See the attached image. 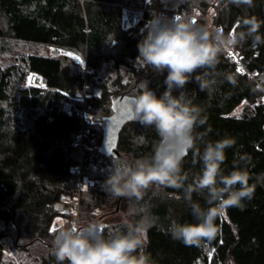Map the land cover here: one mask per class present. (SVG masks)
<instances>
[{
    "label": "trees",
    "instance_id": "16d2710c",
    "mask_svg": "<svg viewBox=\"0 0 264 264\" xmlns=\"http://www.w3.org/2000/svg\"><path fill=\"white\" fill-rule=\"evenodd\" d=\"M263 1L251 0L249 4L236 0H184L175 11L163 17L195 10L201 16L196 22L205 23L202 18H207L209 10H215L208 18L211 25L220 28L223 35H235L246 30L247 26L242 23L245 18L254 16L264 21ZM102 2L111 0H0V38L52 45L86 56V74L72 73L65 57H26L24 75H39L45 88L21 87L14 82L22 78L15 67H0V222L13 229L15 250L33 257L31 263L20 264H57L49 253L56 232L51 228L52 223L58 217L68 222L73 220L70 213L55 211L54 205L60 202L69 205L64 200L72 199L79 172L81 178L98 160L113 163L123 156L134 160L149 154L157 139L152 128L133 122L125 125L119 134L118 157H105L97 150H81L76 142L80 133L86 144L89 139H95L98 144L101 136L99 130L83 123L80 112L89 117L100 110L108 114L110 100L128 93L123 89L126 86L121 83V77H117L115 94L107 92V88L99 96L85 90L89 71L103 62L109 39L119 43L112 57L113 65L116 69H130L127 78L132 86L137 88L141 81L147 80L157 93L163 91L160 74L140 66L135 70L132 65L138 55L137 42L160 5L152 2L135 27L122 30L121 10ZM258 31L264 37V24ZM231 48L240 62L226 50L220 53L215 72L208 77L214 80L210 89L201 91L196 83H190L182 90L203 108L205 118L203 125L194 128V135L200 139L188 149L182 169L189 177L185 184L192 183L202 168L200 153L204 143L224 137L235 139V144L225 149L223 167L225 170H231L233 165L247 168L251 176L249 184L255 187L252 199L245 200L243 209L226 207L223 216L217 217L227 235L220 250L221 264H227L229 258L235 264H264V43L254 46L249 37ZM237 68L242 71L238 72ZM225 74H232L235 83L228 82ZM80 96H84V106L76 101ZM68 102L70 112L64 110ZM242 103L245 106L241 114L231 115ZM141 134L149 143L134 146L133 136ZM103 175L94 171L93 178L99 183L86 191V198L83 195L79 199L78 218L83 223L118 213L121 203L124 206L131 202L135 206L133 200L113 197L104 191L100 187L101 179L106 178ZM184 195L183 189L154 186L140 201L156 218L147 232L146 249L156 264H190V255H186L190 244L177 241L168 233L171 221H191V210ZM192 201L207 207L202 194L193 192ZM114 204L115 208L110 211ZM119 226L120 222L106 226L105 230Z\"/></svg>",
    "mask_w": 264,
    "mask_h": 264
},
{
    "label": "clouds",
    "instance_id": "9594fccd",
    "mask_svg": "<svg viewBox=\"0 0 264 264\" xmlns=\"http://www.w3.org/2000/svg\"><path fill=\"white\" fill-rule=\"evenodd\" d=\"M236 2L250 4L251 0ZM242 23L246 30L223 35L211 23H197L195 12L172 17L153 15L148 21L136 45L135 63L160 74L163 91L157 93L144 80L129 99L138 123L152 128L157 139L149 154L114 161L111 172L101 183V188L111 196L133 200L135 206L122 213L119 227L107 230L97 220L60 223L49 249L57 264H156L146 250L147 232L156 218L140 203L151 187L183 189L191 221H171L168 233L184 244H194L203 238L211 241L218 232L217 217L226 207L243 209L245 200L252 199L255 186L249 184L248 169L238 165L231 170L223 167L225 149L235 144L232 137L204 143L200 153L202 168L192 183L185 184L189 177L182 169L186 150L200 139L194 135V128L205 123L203 108L182 90L190 83H196L201 91L210 89L214 80L208 77L215 72L220 53L229 46L249 37L254 46L264 43L258 31L264 21L253 16ZM225 79L235 83L232 74H225ZM131 142L134 146L149 143L143 134L134 135ZM193 192L203 195L207 207L192 201ZM227 264L235 261L229 258Z\"/></svg>",
    "mask_w": 264,
    "mask_h": 264
},
{
    "label": "rangeland",
    "instance_id": "374dc122",
    "mask_svg": "<svg viewBox=\"0 0 264 264\" xmlns=\"http://www.w3.org/2000/svg\"><path fill=\"white\" fill-rule=\"evenodd\" d=\"M130 1V2H128ZM135 1V2H132ZM184 0H111L110 3L102 2L103 4L112 5L115 7H118L121 10V20L123 18V7L124 6H136L140 7L143 12L145 9H148L152 2H156L159 4V8L156 11L157 16H167L169 11H175L177 7L181 5V3ZM127 3V4H126ZM196 19H199L201 16L199 13L195 10ZM215 13V10H209L207 18H202L205 23H210L208 18L212 17ZM54 48L47 45L42 44H36L31 43L27 41L22 40H16L14 38L10 37H4L0 38V67L2 69L13 66L15 69L19 71L21 79L18 78V80H15L14 82L21 85V87L28 86L27 84V78L29 73L24 75L26 71L25 62L24 60L26 57L30 55H36V56H49L51 57V49ZM119 48V43L116 42V39H109V42H107V45L105 47V53L103 57V62L98 65L99 67L89 71L91 73L90 76H87V81L85 83V90L90 92L94 96H99L102 92V89L107 88V92H112L115 94V92L118 89V86L116 84L117 77H121V83L125 85L126 87L123 88L124 90H127V95L133 96L136 94L137 88L130 84L129 79L127 78V72H131L127 70L126 68L119 67L116 69L113 65L112 57L115 55ZM232 50L231 46L226 48L225 50L228 51ZM61 50V49H60ZM62 51V54L60 57L66 58V63L69 66L72 73L74 72H83L86 74V56L84 53H77L74 54L69 51ZM59 57V56H57ZM75 57H79V59H74ZM133 69L136 70V68L139 66L135 61H132ZM132 87V88H131ZM134 88V89H133ZM132 89V90H131ZM76 100V99H75ZM74 100H69V102H73ZM76 101H80L82 103V106H84V96H80L77 98ZM245 104L242 103L237 108L233 110L231 115L238 116L241 114ZM111 112L108 114L104 113L103 111H96L91 114V116H86L85 119H83V123H85L86 126L93 127L96 131L99 130L102 136L100 124H101V118L106 117L110 115ZM99 143H95V139H89L88 144L84 143V136L82 133L77 137L76 142L78 143V146L81 150L84 148L88 150H97ZM124 157V156H123ZM129 160V157H126ZM113 163H104L101 160L97 161V164L90 167V171L83 175L80 178V175H82L79 172V178L76 185V190L74 191V195L72 199H65L64 202L69 203L67 206H70L73 211V214L71 217V222L73 223H83L78 218V209H79V199L87 193L88 189L92 187L93 185H96V183H99L97 178H93V172L97 170L99 173H104L105 177L108 176V174L112 170ZM99 175V174H98ZM103 175V176H104ZM106 179V178H105ZM104 180L101 179V183ZM100 183V187H101ZM86 198V195H85ZM130 201V199H129ZM131 202H128V204L123 206V203L120 204V211L116 214L107 216L106 218L100 220L103 225L109 226L115 223H118L121 221L122 213H124L129 207H133ZM115 208V204L112 205L110 208V211H112ZM63 213V212H62ZM101 214H99V217ZM97 216V218L99 219ZM65 222L62 218H55L52 223V230H57L60 223ZM218 232L214 239L211 241H208L206 238H203L199 240L197 243L190 244L186 248V255H190L188 262L190 264H221V256H220V250L224 246L227 240V235L225 230L222 227L220 218L218 221H216ZM15 233L13 229H11L9 226L4 225L2 222H0V261L1 264H20L23 263H31L33 260L32 255L25 254L20 251L15 250V245L13 243Z\"/></svg>",
    "mask_w": 264,
    "mask_h": 264
},
{
    "label": "water",
    "instance_id": "95a60500",
    "mask_svg": "<svg viewBox=\"0 0 264 264\" xmlns=\"http://www.w3.org/2000/svg\"><path fill=\"white\" fill-rule=\"evenodd\" d=\"M261 11L264 19V1ZM130 97L126 94H120L110 100L109 111H111V114L103 117L100 124L102 136L97 151L102 156L114 155L118 157L117 144L121 130L129 123L138 122V117H136L134 112L133 102L129 99ZM187 151L183 158L186 156ZM118 204L119 200L117 201L115 211L118 209Z\"/></svg>",
    "mask_w": 264,
    "mask_h": 264
},
{
    "label": "built area",
    "instance_id": "2783aa9c",
    "mask_svg": "<svg viewBox=\"0 0 264 264\" xmlns=\"http://www.w3.org/2000/svg\"><path fill=\"white\" fill-rule=\"evenodd\" d=\"M122 15H123V18L121 20L120 27L122 30H128L132 27H135L139 23L143 15V10L140 7H136V6H124ZM51 53H52L51 54V58H52V57L60 56L62 54V51L60 49L52 48ZM228 53L238 63L240 62V58L236 52L228 49ZM27 84L30 87L45 88L41 77L33 73H30L28 75ZM64 110L66 112H70L71 103L69 102L66 103L64 105ZM80 116L82 117V119H85L84 112H80ZM54 208H55L54 210L58 212H63V213L65 212V213L73 214V211H72L73 208H71L70 206L64 205L62 202L56 203L54 205Z\"/></svg>",
    "mask_w": 264,
    "mask_h": 264
},
{
    "label": "snow or ice",
    "instance_id": "6c2138e0",
    "mask_svg": "<svg viewBox=\"0 0 264 264\" xmlns=\"http://www.w3.org/2000/svg\"><path fill=\"white\" fill-rule=\"evenodd\" d=\"M74 59H77V60H78L79 57H75ZM236 70H237L238 72H239V71H242V69H239V68H237ZM221 216H223V213L221 214Z\"/></svg>",
    "mask_w": 264,
    "mask_h": 264
}]
</instances>
